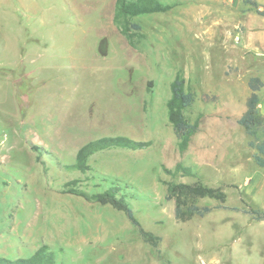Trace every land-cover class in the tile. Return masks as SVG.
<instances>
[{
    "label": "rangeland",
    "instance_id": "rangeland-1",
    "mask_svg": "<svg viewBox=\"0 0 264 264\" xmlns=\"http://www.w3.org/2000/svg\"><path fill=\"white\" fill-rule=\"evenodd\" d=\"M173 8L138 16L130 45L113 23L115 0H0V257L40 246L56 264H264V168L236 122L248 80L264 84V0H159ZM257 10L262 14H258ZM180 71L198 122L180 154L167 120L170 83ZM264 116V86L258 93ZM264 136V130L259 133ZM149 143L97 152L89 170H67L78 149L103 137ZM194 165L222 186L226 201L187 222L174 218L162 165ZM118 184L156 248L110 206L67 193Z\"/></svg>",
    "mask_w": 264,
    "mask_h": 264
},
{
    "label": "trees",
    "instance_id": "trees-1",
    "mask_svg": "<svg viewBox=\"0 0 264 264\" xmlns=\"http://www.w3.org/2000/svg\"><path fill=\"white\" fill-rule=\"evenodd\" d=\"M257 9L254 0H249ZM173 8V5H166L159 0H115L113 23L121 35L130 45H135L143 37L141 27L133 21L134 18L142 15L154 13H164ZM258 14H262L257 10ZM264 15V14H263ZM249 95L245 102V110L236 122L241 126L246 134L252 138L249 146L255 150L253 160L258 167L264 168V136L259 138V133L264 130V116L259 111L260 98L258 93L264 84L259 77H250L248 80ZM194 102V94L186 90L185 79L178 71L170 83V96L166 102V115L177 137V149L180 154H184L191 143L193 136L198 131V122H190L185 110ZM149 143L137 142L124 136L103 137L90 141L81 146L75 155L73 164L67 165V170H77L85 173L89 170L88 160L97 152L113 148H122L129 150H140L148 147ZM162 170L171 178L177 176L198 177L194 165H186L177 162L173 169H168L162 165ZM166 186L165 199L174 202V218L178 222H187L195 216L203 217L212 209L209 206H200L201 199H210L225 203L226 193L222 186L211 187L205 185L201 180L193 183L174 182L173 180L161 181ZM75 181L67 184L70 186L67 193L84 198L85 200L99 205H107L122 212L133 226L138 228L142 240L151 247L156 248L160 242V237L151 232L145 231L136 220L130 204L121 194V188L118 184L112 183V186L101 192L88 194L74 188ZM252 214L257 221H264V211L250 210L246 211ZM0 264H56V253L48 245L40 246L31 256L26 258L7 259L0 257Z\"/></svg>",
    "mask_w": 264,
    "mask_h": 264
}]
</instances>
